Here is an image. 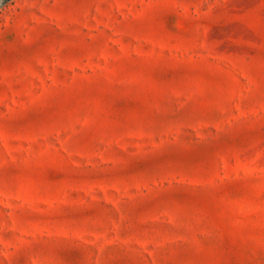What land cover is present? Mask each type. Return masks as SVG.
<instances>
[{
  "label": "rangeland",
  "instance_id": "rangeland-1",
  "mask_svg": "<svg viewBox=\"0 0 264 264\" xmlns=\"http://www.w3.org/2000/svg\"><path fill=\"white\" fill-rule=\"evenodd\" d=\"M0 264H264V0H0Z\"/></svg>",
  "mask_w": 264,
  "mask_h": 264
}]
</instances>
